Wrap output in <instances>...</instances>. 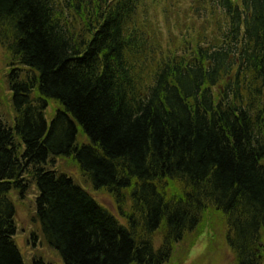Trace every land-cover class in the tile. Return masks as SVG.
Instances as JSON below:
<instances>
[{"label":"trees","instance_id":"trees-1","mask_svg":"<svg viewBox=\"0 0 264 264\" xmlns=\"http://www.w3.org/2000/svg\"><path fill=\"white\" fill-rule=\"evenodd\" d=\"M190 1L173 20V1L0 0V264H24L12 194L33 191L64 264H183L211 216L235 264H263L264 0Z\"/></svg>","mask_w":264,"mask_h":264},{"label":"rangeland","instance_id":"rangeland-1","mask_svg":"<svg viewBox=\"0 0 264 264\" xmlns=\"http://www.w3.org/2000/svg\"><path fill=\"white\" fill-rule=\"evenodd\" d=\"M157 1H173V20L178 19V16L186 11L191 2L190 0ZM178 1L180 2L179 4H177ZM164 15L168 16L170 14L169 10L167 8L165 10L162 5H159V7H152L146 11V16L153 20L152 23H154L158 29L161 30L163 37L169 36V38L174 39L171 44L177 47L179 45L177 35L179 27L178 25L173 24V20L166 23ZM182 20L185 21L184 31L186 33V26L187 24L190 25L191 20L190 18H183ZM199 24L202 25L201 21ZM7 57L6 50L0 44V110L4 113L6 118L10 119L12 117V112L8 100L9 94L5 85ZM71 171L76 174L74 169H71ZM89 192L100 205L106 207L112 214L120 219L111 196L105 192H94L91 188H89ZM35 194L36 192L33 191L24 201H19L17 197L12 194V199L16 206V245L24 259V264H33L34 259L37 257L42 258L46 264H64L62 259L56 253L40 244V226L35 219ZM210 219L209 223L214 222L213 228L205 227L203 229L201 235L194 242L192 248L184 258L183 264H235L233 253L225 242L226 230L224 226H222L217 219H214L212 216ZM120 220L121 222H124L122 219ZM33 234L36 236L35 243L32 237Z\"/></svg>","mask_w":264,"mask_h":264}]
</instances>
